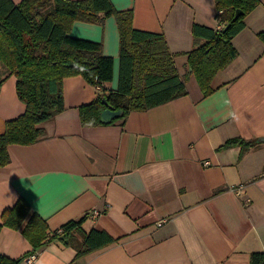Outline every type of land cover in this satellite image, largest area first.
Here are the masks:
<instances>
[{
    "label": "crops",
    "instance_id": "obj_1",
    "mask_svg": "<svg viewBox=\"0 0 264 264\" xmlns=\"http://www.w3.org/2000/svg\"><path fill=\"white\" fill-rule=\"evenodd\" d=\"M110 1L133 12L134 29L166 38L181 77L187 54L204 43L192 27H222L215 0ZM244 21L232 39L238 56L216 75L212 94L204 96L191 75L186 96L93 127L82 126L79 108L118 87V25L114 16L72 25L71 36L100 43L114 58L113 79L99 91L81 75L66 77L65 109L42 125L45 137L8 147L0 222L23 199L51 233L84 218V232L118 242L74 262L76 247L54 240L33 264H250L252 253H264V0ZM24 112L10 75L0 89V133ZM238 137L250 147L219 149ZM32 249L22 229H1L0 255L25 264Z\"/></svg>",
    "mask_w": 264,
    "mask_h": 264
},
{
    "label": "trees",
    "instance_id": "obj_2",
    "mask_svg": "<svg viewBox=\"0 0 264 264\" xmlns=\"http://www.w3.org/2000/svg\"><path fill=\"white\" fill-rule=\"evenodd\" d=\"M261 4V0H215L217 18L222 25L213 29L194 25L192 35L203 39L187 54L188 71L178 74L174 56L162 34L139 31L133 27V12L118 11L110 0H0V64L7 76L16 77V93L25 105V112L6 121L0 133V167L10 163V145H32L46 135L42 125L61 113L64 107L63 81L66 77L81 75L88 83H109L113 79L114 58L104 56L102 45L70 35L77 22L102 24L114 16L119 32V80L116 90H102L97 98L79 108L84 127L106 125L100 114L107 106L128 113L146 111L187 95L186 81L193 75L204 96L214 92L212 82L238 56L232 39L245 27L244 19ZM242 14L235 18L236 12ZM230 24L229 28L224 29ZM264 44V31L258 34ZM77 65L71 66V63ZM243 138H232L219 149L250 147ZM223 189L215 193L222 192ZM84 218L71 220L51 233L47 222L23 199L1 214L3 227L22 229V234L36 252L49 242L58 240L75 246L74 262L118 240L106 232L82 230ZM82 240L76 242V234ZM75 238L74 241L72 238ZM31 252V253H32ZM23 258L0 255V264H21ZM250 264H264V253L250 255Z\"/></svg>",
    "mask_w": 264,
    "mask_h": 264
},
{
    "label": "water",
    "instance_id": "obj_3",
    "mask_svg": "<svg viewBox=\"0 0 264 264\" xmlns=\"http://www.w3.org/2000/svg\"><path fill=\"white\" fill-rule=\"evenodd\" d=\"M241 14H242V12L240 10H238L236 12V15H235V18L234 19H237ZM229 26H230V24H228L227 26H225L224 29L226 30L227 28H229ZM71 66L77 68V65H75L73 62L71 63ZM102 102L107 106V108L103 112H101V114H100V121L101 122H103L105 124H109L112 121L117 120V119H119L120 117L123 116V113H124L123 110H113V109H111L108 106L107 101H106L105 98L102 100ZM260 142H264V138H262L260 140Z\"/></svg>",
    "mask_w": 264,
    "mask_h": 264
},
{
    "label": "built area",
    "instance_id": "obj_4",
    "mask_svg": "<svg viewBox=\"0 0 264 264\" xmlns=\"http://www.w3.org/2000/svg\"><path fill=\"white\" fill-rule=\"evenodd\" d=\"M220 28H221V27H220ZM220 28H219V29H220ZM96 86H97V88H98L99 91L102 90V88H101V84H97ZM208 164H209V162H206V165H208ZM247 203H248V201H247ZM93 215L95 216V215H97V213L94 212ZM163 222H164V221L160 222V223L158 224V226H161V224H162ZM36 257H37V253H36V252H32V253H30V254L25 258V264H33V263L35 262V260H36Z\"/></svg>",
    "mask_w": 264,
    "mask_h": 264
},
{
    "label": "rangeland",
    "instance_id": "obj_5",
    "mask_svg": "<svg viewBox=\"0 0 264 264\" xmlns=\"http://www.w3.org/2000/svg\"><path fill=\"white\" fill-rule=\"evenodd\" d=\"M13 1H14V3H19L21 0H13ZM4 71H5L4 66L0 64V76H2V74L4 73ZM187 71H188V69H187ZM72 239L74 241L75 238L73 237Z\"/></svg>",
    "mask_w": 264,
    "mask_h": 264
}]
</instances>
